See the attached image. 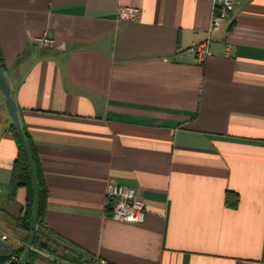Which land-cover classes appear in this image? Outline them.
I'll list each match as a JSON object with an SVG mask.
<instances>
[{
  "label": "crops",
  "instance_id": "obj_1",
  "mask_svg": "<svg viewBox=\"0 0 264 264\" xmlns=\"http://www.w3.org/2000/svg\"><path fill=\"white\" fill-rule=\"evenodd\" d=\"M216 3L0 0V66L37 156L50 246L106 264H264V0H234L209 33ZM206 39L200 60L192 47ZM12 121L0 90L11 251L28 243L15 223L26 190L9 195ZM108 181L135 190L143 222L111 216ZM31 250L32 264H72ZM11 251L0 264L20 263Z\"/></svg>",
  "mask_w": 264,
  "mask_h": 264
},
{
  "label": "trees",
  "instance_id": "obj_2",
  "mask_svg": "<svg viewBox=\"0 0 264 264\" xmlns=\"http://www.w3.org/2000/svg\"><path fill=\"white\" fill-rule=\"evenodd\" d=\"M30 156L32 158L36 181H37V194H38V213H37V222H36V232L34 235L33 245L32 247L35 249H41L39 247L40 241H46L47 243L50 240L45 235V232L42 228V211L44 208V189L42 185V180L40 176V169L37 160L36 153L32 146V143L27 135L26 130L21 126ZM11 132L16 139L17 146H18V154L14 161L13 168H12V177L10 182V194L11 196L14 195V192L18 188H24L26 190V200L24 205L21 207V213L17 217L16 220V228L21 230L25 233V241H28L31 226H32V218H33V204H34V197H33V183H32V175L31 170L28 162L27 155L25 153L23 144L21 142L20 136L18 134L17 128L12 121L11 124ZM11 199V198H10ZM238 201V197L236 194L232 192L226 193V203L234 206ZM109 210V208H108ZM43 231V233H42ZM56 242L53 243L49 253L56 254L57 259L63 260L67 263H75V264H99L100 260L92 255L84 253L80 251L75 246L64 242L59 238H55ZM49 244V243H48ZM25 252V248H16L13 250L11 257L22 258ZM37 253L31 250L28 254L27 260L25 264H32V262L36 259ZM52 263V262H51ZM11 264H19L12 262Z\"/></svg>",
  "mask_w": 264,
  "mask_h": 264
},
{
  "label": "built area",
  "instance_id": "obj_3",
  "mask_svg": "<svg viewBox=\"0 0 264 264\" xmlns=\"http://www.w3.org/2000/svg\"><path fill=\"white\" fill-rule=\"evenodd\" d=\"M234 6V0H217L215 5V13L211 19L209 25V33L217 31L222 22L226 19L228 11ZM122 17H128L127 12L121 13ZM42 43L47 47H53L55 45L52 38L44 37ZM209 39H206L194 47L192 51L200 60H204L209 54L208 49ZM105 205L109 208L111 216L119 221L141 223L145 219L146 205L135 193V190L129 186L119 184L114 181H108L105 194ZM2 241H7L9 238L6 235L0 236ZM44 256L47 254L40 251ZM14 261H20V259L13 257ZM99 264H106L100 261Z\"/></svg>",
  "mask_w": 264,
  "mask_h": 264
},
{
  "label": "water",
  "instance_id": "obj_4",
  "mask_svg": "<svg viewBox=\"0 0 264 264\" xmlns=\"http://www.w3.org/2000/svg\"><path fill=\"white\" fill-rule=\"evenodd\" d=\"M0 90L5 96V103H6L7 110L9 112L10 116L12 117L13 122L17 128L18 134L20 136L21 142L23 144L25 153H26L27 158H28V162H29V166H30V170H31V175H32L33 197H34L32 226H31V231H30V235H29V239H28V243H27L25 252H24L23 257L19 263V264H25L27 257H28V254L31 251V248L33 245V240H34V235H35V231H36V222H37V213H38L37 181H36V175H35V170H34L32 158L30 156V152H29V149H28V146H27V143H26V140H25L22 128H21V124H20L19 119H18V115H17V111H16V105H15L13 98L10 95V90H9L8 84L6 82V79L3 75L1 66H0ZM38 245L43 250H50V248H51V246L46 241H40ZM11 250H12V248L8 243L0 240V257H9L8 251H11ZM11 252L13 253V251H11ZM10 255H11V253H10Z\"/></svg>",
  "mask_w": 264,
  "mask_h": 264
},
{
  "label": "rangeland",
  "instance_id": "obj_5",
  "mask_svg": "<svg viewBox=\"0 0 264 264\" xmlns=\"http://www.w3.org/2000/svg\"><path fill=\"white\" fill-rule=\"evenodd\" d=\"M19 262V261H18Z\"/></svg>",
  "mask_w": 264,
  "mask_h": 264
}]
</instances>
